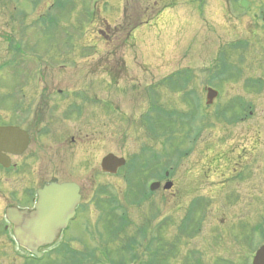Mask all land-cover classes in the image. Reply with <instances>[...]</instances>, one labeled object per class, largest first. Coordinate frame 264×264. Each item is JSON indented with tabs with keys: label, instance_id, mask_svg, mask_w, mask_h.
Returning <instances> with one entry per match:
<instances>
[{
	"label": "rangeland",
	"instance_id": "obj_1",
	"mask_svg": "<svg viewBox=\"0 0 264 264\" xmlns=\"http://www.w3.org/2000/svg\"><path fill=\"white\" fill-rule=\"evenodd\" d=\"M35 1L0 0L1 110L14 112L23 79L25 105L39 113L50 108L49 122L70 111L56 124L70 128L59 156H50L42 138L36 171L38 178L53 171L82 186L84 227L65 231L66 245L58 252L59 245L52 247L42 260L28 259L1 233L0 264H241L243 254L250 262L264 244V0H249L250 12L236 9L237 0H68L65 12L53 0ZM48 15L57 18L54 27L47 21L34 27ZM223 67L228 75L216 73L214 80ZM185 70L183 88V81L176 88L162 84ZM214 86L220 96L208 104ZM63 90L70 99L59 96ZM47 95L54 96L43 100ZM241 104L253 107L245 120ZM164 114L172 120L159 119ZM147 117L160 137L152 135ZM171 147L179 158L167 155ZM152 151L165 155L151 177L171 168L177 191L165 192L163 183L136 205L127 198V172L138 176L133 167ZM109 154L125 158L128 168L104 174L101 161ZM15 189L8 185L6 196ZM3 197L0 225L11 203ZM190 210L199 230L188 235L180 227ZM112 226L117 233H109Z\"/></svg>",
	"mask_w": 264,
	"mask_h": 264
},
{
	"label": "flooded vegetation",
	"instance_id": "obj_2",
	"mask_svg": "<svg viewBox=\"0 0 264 264\" xmlns=\"http://www.w3.org/2000/svg\"><path fill=\"white\" fill-rule=\"evenodd\" d=\"M22 2V0H20ZM56 1L58 0H53V7H55V5L57 4ZM36 2H38V0H36ZM38 5V4H36ZM59 6V5H58ZM63 12H65L66 7H67V0H62V5H61ZM51 9V8H50ZM45 16H41V18H43ZM264 18V16H263ZM264 27V25H263ZM264 29V28H263ZM101 32V31H100ZM102 33V32H101ZM108 37V36H106ZM64 39H66V37H64ZM20 51L22 52L23 48L19 47ZM246 49V48H245ZM20 51H18L20 53ZM17 53V52H16ZM262 61H264V58H262ZM64 65V63H62ZM50 67L53 66V64H49ZM6 67V63H2L0 65V71L4 70ZM60 68L63 69V67L60 65ZM32 69V68H31ZM30 69V71H31ZM37 69V68H36ZM38 70H42V68H38ZM32 71H34L32 69ZM30 77V76H29ZM34 77V76H33ZM22 80L21 79V84H22ZM26 82H33V80L31 79H27L25 80ZM35 82L38 80H34ZM40 81V80H39ZM246 81H251V80H246ZM261 81V79L259 80ZM19 84V88L17 89L18 94H17V98H20V100L16 103L15 108H14V112L9 113L12 116H7V113L5 110H1L4 107V100H5V95L2 97H0V128H7V127H12V128H16L18 129V131H20V134L16 137L17 139V144L22 145V142L24 141V135L23 133L26 135V137L28 138V143L26 145V149L24 150V152L20 153L19 155L16 156H12L8 153H6V150L8 149V145L6 143V141H1L0 142V148H1V152L2 155L4 154L5 156H7L9 158V167H5V165H3L2 163H0V199L3 197V199H5L4 201H7L6 199H9L11 203L5 204L4 206V210H3V223L5 220V223L0 225V227L2 226V231L0 232V235H4L7 237V235L11 234L10 239H8V241L10 242V244H14L13 242V230L15 229L14 226L8 222L7 220V216H6V211L7 209L10 208H14L17 209L21 212H27L28 215L25 216V220L29 218V215L31 213H34L36 210V207L38 206V204L40 203V191H42L45 187H48L52 184H58V185H63V184H75L76 186L79 187V202L77 203L76 207H75V213L74 216L69 220L68 222V226L66 227V229H63L61 234L58 237L57 240V244H65L66 242H64V237H63V233L65 231H70L72 229H81L82 223H83V193H82V186L74 181V180H70L69 178H65V177H60L57 176L56 174H53V171L51 173V176L49 173H47V175H45L43 178L41 176V178H38V172L37 170V164L39 163V153L41 151H43L45 148L42 146V138L47 137L48 142H49V148L52 149L50 156L52 157V155L55 156H59L60 151L62 149L61 146L65 145L64 139L66 137V135H70L69 129L67 128V125L64 124L63 125H56L58 124V120H60L59 118H63L64 121H67V116L70 113V111L65 112V116L63 117H53V123L49 122V120L51 119V116H48V114H50V108L47 109H43L41 108V112L39 113V110H35V105L31 104V102L29 104L24 103L23 98H26V95L24 93V88H22V85ZM261 84V83H260ZM260 84L258 83L257 85L254 84V82H251L250 88L254 86H258L260 88L261 91H263V86H260ZM33 86V85H32ZM249 89V87H248ZM219 90V89H218ZM3 92V91H2ZM59 96H63L64 100L66 99H70L71 95L69 94L68 91H58ZM52 96L54 95H47L45 98H43V100H47L50 98H53ZM75 99L78 98V96L74 97ZM79 105H75V109L77 113H80L81 110L77 107ZM242 109V117L240 119L245 120L247 115V108L248 109H252V105L246 107L244 106V104H241L240 106ZM53 111V110H51ZM73 111V110H72ZM54 113V112H53ZM83 112H81V115L79 114V117L81 118L83 115ZM250 116H254V111H250L249 112ZM9 118V119H8ZM13 120V121H12ZM56 126L59 127H63V128H67V129H63L61 131H59V127L55 128ZM54 127V128H53ZM50 130H52L51 132H49ZM55 130H58L57 132H55ZM70 144L76 145L78 144V141L76 140V136L71 137L70 139ZM33 147H35L33 149ZM51 159V158H50ZM15 160V163H12V161ZM52 161V159H51ZM52 166H56L55 164H52ZM51 166V167H52ZM13 170V172L15 173V178L13 179L14 181V185L10 183V179L7 178L8 173H10L9 171ZM58 170V169H57ZM55 172V171H54ZM171 178V177H170ZM41 179V180H40ZM40 180V181H39ZM170 181L169 179H164V180H160L159 182L165 183ZM174 183V182H173ZM8 185L15 187V192L14 193H10V197L8 198L6 196V190L8 188ZM176 189L175 184L173 185L172 189L170 191H165L171 194H175L174 191ZM157 192V191H156ZM154 192V193H156ZM153 193V194H154ZM148 199H151L150 197H147ZM137 205V204H136ZM18 223H20L18 221ZM25 223V222H23ZM85 225V224H84ZM195 225H191L187 224L186 228L183 229V227H180L181 231L183 233H187L188 235H190L188 232L192 233L194 232V234H196L198 232V226L194 227ZM84 227V226H82ZM2 233V234H1ZM63 239V241H62ZM264 244H262L261 246H259L258 249L254 250V255L252 256V258H250V262L248 261V258L245 259L246 256H244V254L242 256H240L239 260H243V263L241 264H253V259L256 255V253L258 252V250L263 247ZM251 257V255H250Z\"/></svg>",
	"mask_w": 264,
	"mask_h": 264
},
{
	"label": "water",
	"instance_id": "obj_3",
	"mask_svg": "<svg viewBox=\"0 0 264 264\" xmlns=\"http://www.w3.org/2000/svg\"><path fill=\"white\" fill-rule=\"evenodd\" d=\"M242 6L250 7L251 4L243 1ZM208 92V104H212L217 93L211 89ZM19 134L20 131L16 128H0V142L4 140L8 145L6 153L16 156L24 152L28 138L23 133L24 141L19 146L16 139ZM1 151L0 148V162L9 167V158L2 155ZM125 164L124 159L108 155L103 159L102 168L106 173L116 174L118 169ZM158 187L159 184L153 185L152 190H156ZM171 187L172 185L168 184L165 189L169 190ZM39 195L40 203L28 219L25 220L27 212H21L14 208L7 209L6 212L7 219L15 228L14 235L20 246L37 256H40L38 250L41 247L51 245L58 239L61 230L66 227L75 212V207L80 199L79 187L75 184H52L40 191ZM254 264H264V247L257 253Z\"/></svg>",
	"mask_w": 264,
	"mask_h": 264
},
{
	"label": "trees",
	"instance_id": "obj_4",
	"mask_svg": "<svg viewBox=\"0 0 264 264\" xmlns=\"http://www.w3.org/2000/svg\"><path fill=\"white\" fill-rule=\"evenodd\" d=\"M227 67H223V68H219L218 70H216L217 72H215L214 74H213V78H214V80L215 79H217L218 78V75H221V74H223V75H228V73H226L227 71H228V69H226ZM188 71L189 70H185V71H181V72H179V73H177V74H174V75H171L170 77H168L166 80H164L165 82L164 83H162V84H165V83H170V85L172 84H174V87L173 88H176V87H178V83L180 82V81H183V84L182 85H179V88L181 87V88H183L184 86H186L187 85V83H188V81H189V76H187V73H188ZM224 71V72H223ZM216 73H218V75L216 74ZM223 75H221L220 77H222ZM212 78V77H211ZM162 84H160V85H162ZM169 86V85H168ZM191 94V93H190ZM194 105L196 106V108L198 109V107H197V104H195L194 103ZM153 108H155V106L153 107ZM166 114V113H165ZM160 115V117H159V119H161V120H163V121H166V120H169V121H171L172 120V118L170 117V116H166V115ZM149 118H151V117H147L146 118V120L148 121V124H149V130L151 131V133H152V135H154V137H160L161 136V133H160V131H156V129H155V127L154 128H152L151 129V121H152V118L151 119H149ZM186 120H190V117L188 116H186ZM173 122H175V121H173ZM196 129L197 128H194V130H192L191 131V133L192 134H194V135H192V137H190V138H193V139H195V138H197L200 134V132L198 133V134H196ZM193 131H194V133H193ZM162 133H164V132H162ZM165 133H168V132H165ZM162 136H164V134H162ZM190 136V134L187 136V137H189ZM171 138H173V133H169V138H168V140H166V142L168 143L170 140H171ZM166 150V149H165ZM171 151H173L174 153H176V156H178L179 155V151H176V149H173L172 147L166 152L167 153V155L169 156V157H171L172 155L170 154L171 153ZM164 155H165V153H163ZM162 153H161V151L160 152H154V151H152L151 152V158H146V159H142V160H140V161H142V162H138V164H139V166H138V164L135 166V167H133L134 169V172L138 175V176H133L132 174L131 175H129L128 177H127V179L128 178H130V179H128L129 181H130V186H129V191H128V196H127V198L129 199V197H130V199H129V201H133V203H136V202H140V201H143V200H141V199H144L143 197H145V196H148L149 195V193H148V190H147V183L150 181V179L152 178L151 176L153 175V170L158 166V165H160L159 163H160V159H161V157H162V155H163ZM138 166V167H137ZM137 167V168H136ZM151 172V173H150ZM134 173V174H135ZM139 173H140V176H139ZM148 173H150V174H148ZM144 181H146V182H144ZM140 195V198L138 199V200H136V197H137V195ZM133 196H134V198H133ZM115 210H119V208L117 209L116 208V206H115ZM120 218V220H122V221H125L126 220V216L125 215H121V216H119L118 215V217H117V220ZM118 227H114V226H112L111 227V229H110V231H109V233L111 232V233H117L116 232V230L115 229H117ZM113 231V232H112Z\"/></svg>",
	"mask_w": 264,
	"mask_h": 264
}]
</instances>
